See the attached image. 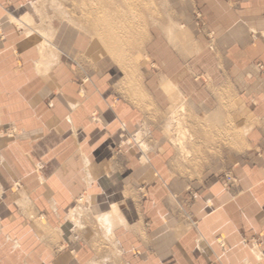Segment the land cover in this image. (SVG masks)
<instances>
[{"label":"crops","instance_id":"0c3cea01","mask_svg":"<svg viewBox=\"0 0 264 264\" xmlns=\"http://www.w3.org/2000/svg\"><path fill=\"white\" fill-rule=\"evenodd\" d=\"M51 2L0 0V264H264V0L163 15L129 78Z\"/></svg>","mask_w":264,"mask_h":264},{"label":"rangeland","instance_id":"374dc122","mask_svg":"<svg viewBox=\"0 0 264 264\" xmlns=\"http://www.w3.org/2000/svg\"><path fill=\"white\" fill-rule=\"evenodd\" d=\"M51 1L54 11L61 20L73 24L86 33L90 42V50L86 55L88 60L96 63L97 60L106 59L117 69H121V74H126L129 78L136 77L137 74L141 75V67L146 61V44L152 26L161 25L163 15L167 16L170 12L175 13L180 9L192 11L195 0ZM200 18L198 17L199 22ZM166 27L168 29V26ZM208 38L212 42L213 34L208 35ZM183 109L172 116L176 126L171 130L175 141L180 146L183 145L181 147H184V141L192 137L189 129H186L188 119L185 108ZM131 140L136 139L133 136ZM182 152L187 157L191 155L184 149ZM223 178L229 187L237 182L231 171L224 173Z\"/></svg>","mask_w":264,"mask_h":264},{"label":"bare ground","instance_id":"6f19581e","mask_svg":"<svg viewBox=\"0 0 264 264\" xmlns=\"http://www.w3.org/2000/svg\"><path fill=\"white\" fill-rule=\"evenodd\" d=\"M45 4H46V3H45ZM130 4H131V3H130ZM171 87H172V86H171ZM172 88H173V87H172ZM173 89H175V88H173ZM172 91H173V90H172ZM174 104H175V103H174ZM174 104H173V105H174ZM182 106H183V105H182ZM182 109H183V108H182ZM183 110H184V109H183ZM171 116H172V115H171ZM178 119H179V118H178ZM179 130H180V129H179ZM184 131H185V130H184ZM181 133H182V132H181ZM184 134H185V133H184ZM184 134H183V135H184ZM184 136H185V135H184ZM185 137H186V136H185ZM181 144H182V141H181ZM181 146H183V145H181ZM181 149H182V150H183V149L186 150L185 147H181ZM186 151L188 152V150H186Z\"/></svg>","mask_w":264,"mask_h":264}]
</instances>
